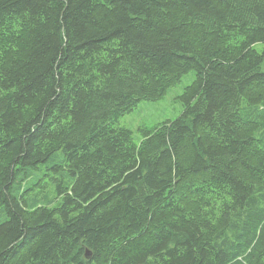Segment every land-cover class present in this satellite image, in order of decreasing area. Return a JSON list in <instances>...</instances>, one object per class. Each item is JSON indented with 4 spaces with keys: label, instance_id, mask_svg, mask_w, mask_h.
<instances>
[{
    "label": "trees",
    "instance_id": "16d2710c",
    "mask_svg": "<svg viewBox=\"0 0 264 264\" xmlns=\"http://www.w3.org/2000/svg\"><path fill=\"white\" fill-rule=\"evenodd\" d=\"M192 70L179 117L116 125ZM248 107L264 0H0V264H264Z\"/></svg>",
    "mask_w": 264,
    "mask_h": 264
},
{
    "label": "rangeland",
    "instance_id": "374dc122",
    "mask_svg": "<svg viewBox=\"0 0 264 264\" xmlns=\"http://www.w3.org/2000/svg\"><path fill=\"white\" fill-rule=\"evenodd\" d=\"M258 46H262L260 43ZM196 79V72L190 71L183 75L178 83L168 88L166 93L156 100H141L138 104L129 112L122 115L117 126H124L132 130L135 142L139 143L143 139V133L140 131L141 127L152 128L158 123L166 120H173L179 117L184 111V104L181 100V96L185 91V88L192 84ZM254 115L249 114L250 107H248L247 116L245 119L254 118L259 119L260 122H264V110L260 107H253ZM243 114L245 115V109L243 108ZM243 118V119H244ZM259 132V131H258ZM257 132V133H258ZM258 137L264 138V132L259 133ZM40 174L35 176L36 179L40 178ZM7 220V213L4 207H0V224Z\"/></svg>",
    "mask_w": 264,
    "mask_h": 264
},
{
    "label": "water",
    "instance_id": "95a60500",
    "mask_svg": "<svg viewBox=\"0 0 264 264\" xmlns=\"http://www.w3.org/2000/svg\"><path fill=\"white\" fill-rule=\"evenodd\" d=\"M91 255H92L91 251H90V250H87V251H86V257L90 258Z\"/></svg>",
    "mask_w": 264,
    "mask_h": 264
}]
</instances>
